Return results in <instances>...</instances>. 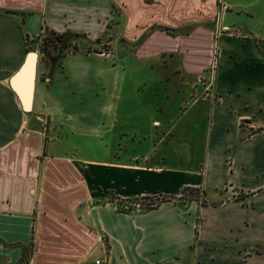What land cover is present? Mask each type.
Segmentation results:
<instances>
[{
    "label": "crops",
    "instance_id": "1",
    "mask_svg": "<svg viewBox=\"0 0 264 264\" xmlns=\"http://www.w3.org/2000/svg\"><path fill=\"white\" fill-rule=\"evenodd\" d=\"M145 1L0 0V264H264V39L221 24L219 9L209 23L212 2L199 16L200 0ZM109 26L124 28L133 60L151 64L178 103H140L155 112L126 118L108 88V78L118 87L109 43L108 54L38 63L25 114L9 81L33 42L53 31L95 43ZM69 134L109 142L114 160L57 150ZM119 137H141L142 158ZM184 190L220 200L202 205ZM161 196L170 200L140 204Z\"/></svg>",
    "mask_w": 264,
    "mask_h": 264
},
{
    "label": "rangeland",
    "instance_id": "2",
    "mask_svg": "<svg viewBox=\"0 0 264 264\" xmlns=\"http://www.w3.org/2000/svg\"><path fill=\"white\" fill-rule=\"evenodd\" d=\"M153 1L154 0H146L145 2L149 4ZM211 2L213 3L211 8L215 10V16H207L209 17V23L217 20V9H219L221 24L227 25L230 29H233V31L239 33V35L241 34L264 39V0H200L201 7L199 9V16L209 15L210 10L203 7ZM205 10H207V13ZM118 11L121 13L122 10L119 9ZM125 32L126 31L124 28L122 29V27L120 29L113 30L109 26L107 33H103V37L100 40L95 41V43L88 44L83 41H78L74 44L72 43L68 50H72L76 47L79 51H84L85 53L108 54L110 51L109 43L114 45L116 52H114L115 58L112 64H114V69L117 73V81L115 84L118 83V87L111 86L112 80L110 78L107 79V82L109 83L108 88L111 90L113 88H118L117 91L113 92V95L117 96L119 104L124 105L122 113L126 115V118L131 117V115L136 112H139L135 110L134 106L140 103L144 105L151 104V108L172 103L177 104L178 99H180L179 94L174 93L172 89L168 88L165 90L160 87L157 80L158 73L155 68L152 67L151 64L139 63L133 60L131 56L133 54L132 47L119 38L122 35L125 36ZM47 37H49V33L44 31L43 36L36 39V41H34L30 46V52L38 54V63L46 64L48 66L49 63L47 64L44 60L45 58H43L42 52L46 51L51 57L54 54V49L53 46L44 45V40ZM88 49L91 52H87ZM199 84H203L208 88L209 83L207 84V80L205 79L199 81ZM94 95L93 98H97L99 96L97 93ZM106 97L111 99L110 91L106 94ZM191 100L192 98L190 96V92L185 90V95L183 93L182 96V105L185 106L190 103ZM172 107L174 106L172 105ZM153 112H155V110H147L142 113L139 112L140 115L136 118H147V115ZM170 113L171 111H168V114ZM110 138L111 137H108V139ZM156 138L159 140L158 137ZM63 139L66 140V142H64L65 149L62 147L57 150H69L71 151L70 153L74 152L77 156L86 160H105L107 156L110 160H114V157L109 156V154L112 153L110 148L111 144L109 142L108 146L105 148L104 142L106 141L102 143L98 138H93V136L79 139L78 136L69 134L68 137H63ZM119 139L121 143L120 149H126L127 146L130 150L135 148L134 153L136 158H142L139 157L141 155L139 152L142 149L139 145L141 137H119ZM75 145H78L77 149L73 148ZM167 146L169 147V145ZM169 150L170 149L167 148L168 152ZM132 154L133 152L124 154L122 156V160H127ZM168 160H170V166H177L174 163L173 157ZM161 197L151 198L147 201L140 202V204L149 205L150 203H157L158 201L156 199L159 200ZM183 198L197 200L202 205H210L212 203H217L220 200V196L218 194H206L202 193L200 190L185 191Z\"/></svg>",
    "mask_w": 264,
    "mask_h": 264
},
{
    "label": "trees",
    "instance_id": "3",
    "mask_svg": "<svg viewBox=\"0 0 264 264\" xmlns=\"http://www.w3.org/2000/svg\"><path fill=\"white\" fill-rule=\"evenodd\" d=\"M161 31L166 33L169 36L175 37L177 35H183V34H188L190 29H186V28H178V29H170L168 27L165 26H159V25H153L150 27L149 31ZM148 31V32H149ZM47 32V31H46ZM49 33V37H47L44 40V45L45 46H53L54 49V54L50 57L46 51L42 52L43 54V58H45L44 60L46 61V63L48 64H60L61 60L64 58V56L68 53V52H78V48L74 47L72 50H68V48L71 46V44L78 42V41H85L86 40V36L85 35H79V34H72V33H63V34H56L53 31L48 32ZM148 34V33H147ZM146 34V35H147ZM146 35L142 36L136 43V47L139 46L143 40L145 39ZM87 52H91L89 49L87 50ZM185 191L188 190H184L182 193V197ZM150 199V198H149ZM149 199H145V201L149 200ZM158 202L157 203H150L149 205L146 204H141L142 206H144L146 209H150V208H156L158 207L161 203L167 202L170 200V197H161L159 200L156 199ZM137 202V200H136ZM257 254H263L264 253V248L262 249V251L256 250Z\"/></svg>",
    "mask_w": 264,
    "mask_h": 264
},
{
    "label": "water",
    "instance_id": "4",
    "mask_svg": "<svg viewBox=\"0 0 264 264\" xmlns=\"http://www.w3.org/2000/svg\"><path fill=\"white\" fill-rule=\"evenodd\" d=\"M38 59V54L28 53L19 70L9 81L10 88L25 114L32 110Z\"/></svg>",
    "mask_w": 264,
    "mask_h": 264
},
{
    "label": "built area",
    "instance_id": "5",
    "mask_svg": "<svg viewBox=\"0 0 264 264\" xmlns=\"http://www.w3.org/2000/svg\"><path fill=\"white\" fill-rule=\"evenodd\" d=\"M94 264H102L101 262H99V261H95V263Z\"/></svg>",
    "mask_w": 264,
    "mask_h": 264
}]
</instances>
